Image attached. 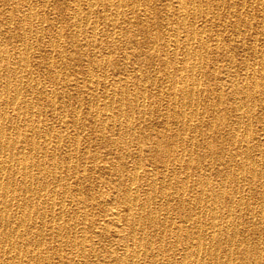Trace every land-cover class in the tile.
<instances>
[{
  "label": "bare ground",
  "instance_id": "bare-ground-1",
  "mask_svg": "<svg viewBox=\"0 0 264 264\" xmlns=\"http://www.w3.org/2000/svg\"><path fill=\"white\" fill-rule=\"evenodd\" d=\"M99 262L264 264V0H0V264Z\"/></svg>",
  "mask_w": 264,
  "mask_h": 264
},
{
  "label": "rangeland",
  "instance_id": "rangeland-1",
  "mask_svg": "<svg viewBox=\"0 0 264 264\" xmlns=\"http://www.w3.org/2000/svg\"><path fill=\"white\" fill-rule=\"evenodd\" d=\"M53 0H49V2H52ZM54 1H57V0H54ZM61 1V0H60ZM45 9L47 8V7H44ZM46 13H49L48 12V10L46 9ZM55 14V13H54ZM54 17H56V16H54ZM57 25H59V24H57ZM222 38H225V39H228L229 37H228V33L226 34V33H224V34H222ZM234 52L236 53V55H242L243 54V49L242 48H240L236 43H235V45H234ZM236 50V51H235ZM242 52V53H241ZM116 55H120V52H118V53H116ZM223 58H219V63H222L224 60H222ZM89 133L91 132V131H88ZM205 134L208 136V135H210L211 134V131H209V130H206L205 131ZM212 147H216V144L215 143H212V145H211ZM93 147V149L94 148H97L98 147V145H96V146H92ZM90 184H92V181H89L88 183H86V185L88 186V185H90ZM99 264H102L101 262H99Z\"/></svg>",
  "mask_w": 264,
  "mask_h": 264
}]
</instances>
